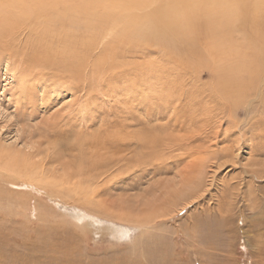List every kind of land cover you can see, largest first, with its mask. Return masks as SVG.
I'll use <instances>...</instances> for the list:
<instances>
[{
	"label": "rangeland",
	"instance_id": "rangeland-1",
	"mask_svg": "<svg viewBox=\"0 0 264 264\" xmlns=\"http://www.w3.org/2000/svg\"><path fill=\"white\" fill-rule=\"evenodd\" d=\"M163 1L143 0L145 9H134L130 0H113L117 3V7L112 8L116 21L131 14H154L160 27L159 38L146 39L148 44L143 43L144 46L132 42L116 46L112 44L113 34L105 38L103 31L97 39L96 51L92 49V58L90 54V61L84 66L90 68L98 64L99 71L94 69L98 76L94 75L95 81L89 78L91 82L88 81L83 90L74 87L71 80L59 73V77L50 71L40 74V66L27 59L26 37H16L20 49L11 51L4 44L9 37L0 36V236L14 234L9 236L12 237L10 244L19 242L22 237L28 242L39 241L34 238L36 236L67 247L72 254L79 253V264H129L138 257V251L129 250L130 244L125 237L111 236L114 228L107 222H113L116 228L124 227L118 226L125 224L123 217L151 219L158 212L163 217L148 225L154 229L150 228L141 239L132 231L130 238L136 243L139 239L141 250L147 248L149 254L155 252L152 257L161 264H264V81L258 71L261 68L264 72V0L239 6V0H228L226 11L230 18L223 8L212 16L214 8L200 9L196 4L198 0H171L176 7L167 15L168 20L163 19L162 13L168 11ZM245 15L248 20L257 19L250 29L246 27ZM244 31L250 35L245 36ZM230 42L235 44V49L227 47ZM138 44L142 47L136 48ZM236 50L245 52L242 53L245 58L237 59ZM208 51L220 52L222 56ZM225 52L228 58L223 57ZM113 55L118 56L115 61ZM213 55L217 56V61ZM231 66L242 68L238 79L243 90V98L240 97L243 107L238 110L228 106L222 108L220 100L225 97L220 77H224ZM87 70L86 73L91 72ZM150 70L154 74L151 75ZM247 103L252 106L250 115L245 113ZM203 105L207 106L205 111ZM209 108L211 114H215L212 120ZM221 109H224L223 114ZM246 117L250 125L240 126ZM240 135L244 140L240 141L239 155L235 159L224 151L212 153L227 146H239ZM192 137L193 143L189 144ZM90 138L96 140L95 146L98 145L94 149L98 151L95 152L97 156L91 158L88 153L93 151L87 149L82 155L78 149L68 155L65 152L69 146L77 145L79 139L87 143ZM200 153L209 161L196 170L194 158ZM80 159H86L87 163L90 159L96 160L100 165L95 176L99 178L95 181L107 182L103 187L105 191L95 200L106 206V210L98 207V203L94 207L73 203V190H67L63 198L58 195L61 201H55L46 191H31L13 177L19 169L18 164L26 161L44 168L51 181L70 189L73 182L82 178L66 175L70 172L69 164L77 160L73 164L78 167ZM215 160L225 163L217 177L215 165L210 163ZM127 166L129 171L125 175ZM213 173L221 187L218 192L213 191L216 197H209L206 202L209 205L222 202L225 210L218 214L209 208L205 218L196 207L188 213L181 211L184 207L181 197L188 187L186 180L194 174V177L200 175L210 179ZM205 204L204 210L208 205ZM81 209L102 224L93 225V221L84 220L77 225L72 216L83 213ZM196 219L199 221L195 224ZM44 241H39L40 245H46ZM31 261L19 263L30 264Z\"/></svg>",
	"mask_w": 264,
	"mask_h": 264
},
{
	"label": "bare ground",
	"instance_id": "bare-ground-1",
	"mask_svg": "<svg viewBox=\"0 0 264 264\" xmlns=\"http://www.w3.org/2000/svg\"><path fill=\"white\" fill-rule=\"evenodd\" d=\"M130 1L133 3V5H135L133 7L134 9H136V8L137 9H145V7L142 5L143 4V0H130ZM251 1H253V0H239L238 6H239L240 3H242L243 5H249L250 4L249 2H251ZM227 3H228V0H198V2L196 4H197V6L200 9L204 8L205 10H207V9H210V8H214V10L211 12V15L214 16V15H216L215 12H217V11L220 12V10H219L220 8H223L226 11L228 9V4ZM191 4H192V2H191ZM233 4H235V3H233ZM162 5L165 6L167 8V10H168V11H165L164 13H162L163 14V19L164 20H168L169 18H168L167 15H169V12H171V11H173L175 9L176 3L172 2L171 0H164L162 2ZM115 7H117V3L113 2V0H5V2H0V31H1L0 36H3V38H7V37H9V39L11 38L10 40L8 39V41H6V39H5V43H4V44H6V47L9 48V50L11 49V51L20 49V44L18 45L16 43V40H15L16 37H23V36H24V38L26 37V40H27L26 41V47L27 46L29 47L28 54L26 53L28 55L27 59H28L29 62H33L35 66L36 65L40 66L41 70L38 71L40 74H42V72H47V71L54 72V73L56 72L55 74L57 76L60 74L61 76L67 77L69 80L72 81V84L75 85L74 87H81V90H83V88L86 87V85H87L86 83H88L89 78H91L93 81H95L94 77L97 75V72L94 73V69H97V71H99L98 67H97L98 66L97 63H96L97 64L96 67L95 66L93 67V65H91L90 68H88L89 67V65H88L86 68H84V66H85V63L90 61L89 59L92 58V49L95 50V47H97L96 46L97 39L98 38L100 39L101 34H103L102 33L103 31L105 32L104 33L105 34V38L108 37L109 35L111 37L112 34H113V37H114L115 41L113 40L114 42H112V44L116 45V46H120V43H123V42H132V43H141V44L147 43L148 44V41H145L146 39L147 40H154V39L159 38L157 36H158V34H160L159 33L160 32V27H159V24L157 22L156 16L154 14L150 15V12L148 14H142V15H140V14L139 15L138 14L132 15L131 14V15L123 16V17H121V19H118L116 21V17H117L116 16V12L112 11V8H115ZM133 8H129V9L132 10ZM250 12H251L250 9H248L247 13L249 14ZM175 13L176 12H174V15H175ZM226 15H227L228 18H230V16H228V15H230V13H228L227 11H226ZM245 16L247 17L246 19L248 20V15H245ZM141 17H145V18H141ZM256 22H257L256 18H253V19L249 18V20L246 22L247 23L246 27L248 29H250V26L254 25ZM14 30H15V32L13 34H11ZM244 34H245V36L246 35L247 36L250 35L248 33V31H244ZM103 40H105V39H103ZM229 40H230V38L227 39V41H229ZM99 41L100 40H98V43H99ZM231 43L232 42H230L229 46H227V47H229L231 49L232 48L235 49V44H231ZM246 44L248 45V42ZM130 45H128V46H130ZM144 45H146V44H143V46ZM123 46H122V48H123ZM140 46L141 45L138 44V46L136 48H141L142 46L141 47ZM133 47H135V46H132V48ZM145 47H143V48H145ZM112 48H114V46ZM2 49H4V46H2ZM225 49H226V46H225ZM101 50H102V48H101ZM128 51H132V50H128ZM232 51L233 50H231V52ZM236 51H237L236 52L237 55L239 56V58H237V59L242 60V58L245 56V54L242 55V53H245V52H241V51H238V50H236ZM208 52L210 54H217V53L220 54V52H216V51H208ZM23 53H24V50H23ZM110 53H112V52H110ZM141 53H142V51H141ZM222 53H224V52H222ZM226 53L227 52H225V54H223L224 58H228ZM90 54H91V56L89 58L88 56ZM114 55H113V57H114ZM131 55H132V53H131ZM144 55H145V53H144ZM195 55L197 56L198 53H196ZM207 55L209 56V54H207ZM7 56L10 57L11 55L9 54ZM105 57H106V55H105ZM116 57H118V56L116 55L113 58V60ZM213 57H215V60L217 61V59H216L217 56L213 55ZM140 60H142V59H140ZM196 61H198V60H196ZM94 65H95V63H94ZM87 69H89L91 72H87L86 73V71H88ZM122 69H125V68L122 67ZM127 69H129V68H127ZM173 69H174V67H173ZM175 69H177V68H175ZM81 71H83V73ZM258 71L260 72L259 77L264 81V75H263L264 72L261 71V68ZM150 72H151V70H150ZM152 72H153V70H152ZM152 72H151V75L154 74ZM89 73H91V75H89ZM158 73H160V71ZM220 74H221V72H220ZM241 74H242V68H240V66L239 67L236 66V68L231 66L230 70H226L224 77L221 75L220 78H223V79H221V83H220L221 92H223V95L225 96L223 99H220V100H222V106H223L222 108L228 106L230 108L234 107L236 110H238L237 108L243 107V106H241L242 102L240 100L241 98H243V97H241L242 94H243V90H241V84H240L241 81L238 79V76H240ZM155 75H157V74L155 73ZM211 77H212V75H211ZM159 79H160V75H159ZM59 80H62V79L59 78ZM89 82H91V81H89ZM261 85H263V84H261ZM207 87H209V86H207ZM89 88H92V87H89ZM203 88H205V87H203ZM244 93H245V91H244ZM210 94L212 95V93H210ZM247 94H248V92H247ZM216 95L217 94H215V96ZM198 97H200V96H198ZM253 97H255V96H253ZM215 98H217V97H215ZM87 100H88V98H87ZM90 101H92V100H90ZM193 102H195V101L193 100ZM197 102H200V101H197ZM246 102H247V99H246ZM244 103H245V101H244ZM203 106L205 107L206 105H203ZM244 106H245V113H248L250 115V111H251V107H252L251 103H247ZM206 108H207V106L204 108V111H205ZM221 111H222V114H223L224 113V109H221ZM230 112H231V110H230ZM208 113L210 114V119L212 120V118H214L215 114L214 113L211 114V108H209V112ZM218 114H219V112H218ZM200 115H201V113H200ZM204 118H206V116H204ZM217 118H219V117H217ZM200 119H202V118H200ZM231 119H233V118H231ZM216 123H218V121ZM242 124L245 125V126H248V124L250 125L248 117H246V119L243 121V123L240 124V126H242ZM234 125L236 126V128H239V125L237 123H234ZM179 126H180V124H179ZM209 126H210V124H209ZM190 130H191V128H190ZM197 132H199V131H197ZM209 132H211V131H209ZM234 132H236V131H234ZM229 134H230V132H229ZM191 135H189V137ZM204 136L205 135H203V137ZM85 137H88V136H85ZM137 137H138V135H137ZM92 138L94 139L95 137H92ZM92 138L88 139L87 143L84 142L83 139H79L78 143H76L77 145L74 144L73 146H69L70 148L69 149L67 148V150L65 152H67V155H68L69 153H71V152L73 153L74 150L78 149V150H80L79 153L83 154V153L87 152V150H88V152L89 151H93V152H89L88 153L91 158L93 156H97L98 151H95V152H97V153H95L94 149H96L98 145H96V146L94 145V142L96 140H93ZM116 138H118V136ZM132 138H133V136H132ZM193 138L194 137H192L190 139V141L188 142L189 144L193 143V140H192ZM206 138H208V137L205 136V139ZM210 138H212V137H210ZM238 138H239V146L234 145V146H236L237 150L235 149L234 146H227L223 150L222 149L214 150V151H212V153H215V151H216L217 154H218L221 151H224L225 154L235 156L234 157V159H235L239 155L238 153L240 151V146H241L240 145V143H241L240 141H242L243 136L240 135ZM166 139H168V138H166ZM106 140H108V139H106ZM144 141H146V140H144ZM154 142L156 143V141H154ZM134 143H135V141H134ZM86 145H88V146H86ZM117 145H118V142H117ZM215 145H217V144H215ZM84 146H86V147L84 148ZM119 146H120V144H119ZM101 149L105 150V147H102ZM153 152H154V150H153ZM200 155H201V153H200ZM200 155L196 156L194 158V163L196 164L195 165L196 170L197 169L200 170V168L209 161V160L208 161L204 160L203 156L202 155L200 156ZM224 156L227 157L226 155H224ZM73 157L75 158V156H73ZM22 158H24V157H22ZM216 158L217 157H215L214 159H216ZM75 159H77V157ZM96 159H97V157H96ZM79 161H80V164H78V167H76L75 164H73L75 161L72 164L68 163L70 165L69 169H68V166H67V169L70 171V172H68L66 174L68 177H70V175H73L74 177L78 176V177H80V179L82 178L77 183L73 182L71 184V188L70 189L69 188H65L64 186L60 185L59 183H56L54 180L51 181L50 180L51 176H48V172L44 168H40V167L38 168L35 164L30 163V162H26V161H24L23 163H19L18 164V168L19 169H18L16 175H14L13 177H16L18 179V181H21L22 186H25V188H28L31 191H38V193H41L42 190L46 191L47 192L46 195L50 196V197H54L55 201H61L60 200L61 198L57 197L58 195H62L61 197L63 198L64 197L63 194L67 190L68 191L73 190V192L71 193V195L73 197V200H74L73 203H77L78 205L85 204L88 207H94L95 204L98 203L97 204L98 207L103 208V209L106 210V206L102 205L99 202H96V200H95V199L98 198V196L100 194L103 193V191H105V190H103V187H106V182H107V181H102L103 183H99V182L95 181V180H97L99 178V177L95 178V176H96V173L98 172V168H99L100 165L98 166V164L96 163V160L95 161L94 160L91 161V159H90L89 163L85 162L86 159H85V161L84 160L81 161V159ZM76 162H77V160H76ZM210 163H211V165H215L216 169L214 170L215 171L214 173H215V176L217 177V175H218L217 173L219 172V170H221L225 166V163H222V162L218 163L216 160L215 161H210ZM106 165H104V166H106ZM128 171H129V168L127 166L125 175H127ZM119 172H121V171H119ZM214 173L211 174V176L209 175L210 179H207L206 177L203 178V176H200V175H197V176L194 177V175H195L194 174L193 176H190L188 180H186V182H187L186 185H188V187L185 190V193H183L184 196L181 197L182 203L184 202V207L181 209V211H184V212L188 213V211L192 207H196V208H199L200 211H202L201 212L202 213L201 216L204 217L205 213L208 212L207 210L209 208H212V210H215L218 214L222 213V209L225 210L224 209V203L223 204H221L222 202L216 203L214 201V200H216L215 198L213 200L215 203H212V204L209 205L206 202L207 198L216 197L215 194H213V191L218 192L220 190V187H221L219 182H218V180H217V178L214 177ZM121 174H123V173L121 172ZM101 175H102V173H101ZM249 178H251V177H249ZM67 179L69 180V178H67ZM14 181H16V180H14ZM179 182H181V181H179ZM21 183H20V185H21ZM243 183H244V181H243ZM238 185H239V182H238ZM50 188H51V190L48 191V189H50ZM43 193H42V195H43ZM229 194H232V193H229ZM236 195H238V194H236ZM217 200L219 201L220 199L218 198ZM231 200H233V199H231ZM205 203L208 204V205H207V208L204 210V204ZM91 204H94V205H91ZM212 205H217V206H215L216 207L215 208ZM220 206H222V207H220ZM81 210L83 211V213L80 212V214L77 213V215L74 213V215H76V217L74 215L72 216V218L78 223L77 225H81V223L84 220L91 221V222L93 221L92 223H95L93 225H96V224L101 225L102 224L101 221H99L98 219H94V217H92L90 215L85 214L83 209H81ZM210 211L211 210H209V212ZM179 212H178V214H179ZM224 214L226 215V213H224ZM162 215L157 212L156 216L152 217L151 219L145 218L143 216H137L136 219H133L132 216L130 217L128 215L129 217L128 216L123 217V218L126 219L125 220V224L124 225H122V224L118 225V226H124V227H117V228L114 227L116 225H114L113 222L112 223L107 222L110 226H112L114 228V229L111 228L113 230L112 233H111V236H113L114 238H118V239H121V238L125 237V239H128L127 242L129 241V244H130V247H129L130 249L129 250L136 249L138 251V252L136 251L137 253H139L138 257L134 258L133 261H130L129 264H145V263L146 264L147 263L148 264H161L160 262H157V261H155L153 259L152 256H153V254L155 252L154 253L151 252L152 254L151 253L149 254L148 253L149 250L147 248H145L147 251L145 249L141 250V248H143V246L139 245V243H138L139 239H138V241L136 243V241L133 239V237L130 238V234L133 231V232H135V233H137L139 235L140 239L145 237L144 235L148 234L150 228L154 229L153 227L148 226L149 224H151L150 222L151 221H156L159 218H162L163 217ZM171 215H169V216H171ZM210 215H212V213ZM198 219L200 220V218H198ZM199 220L196 219L195 220V224ZM128 221L131 222V223H128ZM172 222H173V218H172ZM161 224H162V222H161ZM162 227L164 228V226H162ZM199 229H200V227H199ZM229 229H230V227H229ZM200 232H202V231H200ZM212 232H214V231H212ZM205 234L208 235L206 231H205ZM11 235L14 236V234H9V236H11ZM52 235H54V234H52ZM9 236H7V237L6 236L5 237L4 236L3 237L0 236V264H20L19 262L21 260H27V259L32 260L30 264H52V263H54V264H79L78 261H77V258L81 257V255L79 253L72 254L67 247H64L62 245H58V243L44 241V239L37 238L35 236L34 238H36L37 240H39L41 242L44 241V243L46 245H40L41 243L39 241H31L30 239H29V241H31V242H28L26 237L25 238L22 237V239H19L18 240L19 242L14 241L13 244H10L12 237L10 238ZM149 237H150V235H149ZM53 238H54V236H53ZM134 238H136V237H134ZM73 246H75V245H73ZM70 247H71V245L69 246V248ZM22 249H24V250H22ZM19 250H22V251H19ZM131 259L132 258H129V260H131ZM163 264H165V263H163Z\"/></svg>",
	"mask_w": 264,
	"mask_h": 264
}]
</instances>
